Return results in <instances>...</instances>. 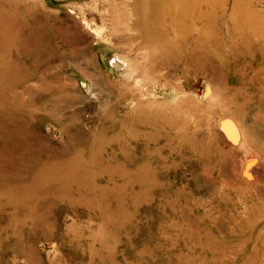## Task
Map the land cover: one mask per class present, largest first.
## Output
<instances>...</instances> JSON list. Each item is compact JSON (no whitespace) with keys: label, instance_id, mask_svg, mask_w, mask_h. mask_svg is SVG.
<instances>
[{"label":"rangeland","instance_id":"1","mask_svg":"<svg viewBox=\"0 0 264 264\" xmlns=\"http://www.w3.org/2000/svg\"><path fill=\"white\" fill-rule=\"evenodd\" d=\"M108 1L0 0V264H264V0Z\"/></svg>","mask_w":264,"mask_h":264},{"label":"bare ground","instance_id":"2","mask_svg":"<svg viewBox=\"0 0 264 264\" xmlns=\"http://www.w3.org/2000/svg\"><path fill=\"white\" fill-rule=\"evenodd\" d=\"M115 0H112V3H114L115 4V2H114ZM118 1H120L119 3H116L115 5L117 6V5H120L121 6V4L122 5H124L125 7L127 6V7H129V13L130 14H132V15H134L135 16V19H134V21H133V24H132V26L133 27H136L137 26V28L135 29L138 33H140L142 36L144 35V37L146 38V41H150V38H152V36H153V30H155L154 29V25H153V20L154 19H152L149 15H148V12L150 11L149 10V8L147 7V5H148V3H147V1H145V3L143 2V5H144V7H142V1L143 0H124V1H122V0H118ZM122 1V2H121ZM148 1H152V0H148ZM104 1H102V3H103ZM105 2H111V1H108V0H105ZM101 3V2H100ZM110 4V3H109ZM122 8H123V6H122ZM129 18V17H128ZM104 19V18H103ZM83 20H84V22H85V24L88 26V27H90V28H92L95 32H96V34L98 33V32H101L100 30L98 31L97 29H96V27L95 26H93L89 21H87L85 18H83ZM101 20V19H100ZM99 20V21H100ZM128 20V19H127ZM103 21V20H102ZM105 22V21H104ZM91 24V25H90ZM97 24V23H96ZM115 24V23H114ZM100 27H101V21H100ZM108 25V24H107ZM103 26V25H102ZM103 29V28H102ZM98 32H97V31ZM101 36V35H100Z\"/></svg>","mask_w":264,"mask_h":264}]
</instances>
